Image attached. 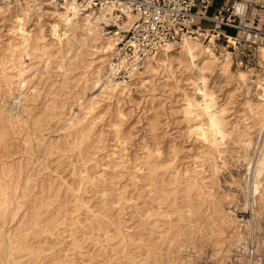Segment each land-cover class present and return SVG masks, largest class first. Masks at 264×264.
Masks as SVG:
<instances>
[{
  "label": "rangeland",
  "instance_id": "1",
  "mask_svg": "<svg viewBox=\"0 0 264 264\" xmlns=\"http://www.w3.org/2000/svg\"><path fill=\"white\" fill-rule=\"evenodd\" d=\"M33 1L0 0V264H264V70L175 49L111 79L114 29L60 47Z\"/></svg>",
  "mask_w": 264,
  "mask_h": 264
},
{
  "label": "built area",
  "instance_id": "2",
  "mask_svg": "<svg viewBox=\"0 0 264 264\" xmlns=\"http://www.w3.org/2000/svg\"><path fill=\"white\" fill-rule=\"evenodd\" d=\"M74 1L95 15L110 10L115 22L104 29L106 35L114 29L117 52L113 65L119 74L123 69L128 73L142 70L165 47L177 48L184 38L204 42L213 38L215 51L220 47L230 55L231 67L245 71L262 69L259 56L264 50V0H220V6L211 15L208 11L215 0ZM128 15L135 19L126 31L119 29L117 24L126 21ZM201 22L209 27L202 28ZM224 29L234 33L227 35Z\"/></svg>",
  "mask_w": 264,
  "mask_h": 264
},
{
  "label": "bare ground",
  "instance_id": "3",
  "mask_svg": "<svg viewBox=\"0 0 264 264\" xmlns=\"http://www.w3.org/2000/svg\"><path fill=\"white\" fill-rule=\"evenodd\" d=\"M52 3H59L61 5V7H59L60 10H62L63 12L61 13V18H62V26L61 28H59L56 25H52L50 26V30H49V36L52 39V41L55 43V45H59L60 47L62 46L64 41H67L68 43H74L75 42V37L72 34V30H73V26H75L76 24H79V27L81 29V31L83 32V35L85 37H93V38H97V35L100 34V36L106 35V31H104V27L109 25L111 21L115 22L113 20V17L111 16V12L108 9H104L102 11H100L99 15H95L92 11H89L86 7L81 8V6L76 3L74 0L72 1H68V0H64V1H60V0H50ZM3 2H7L9 5L11 6H17V5H22V6H26L29 5V3H33V6H35L37 4V2H34L33 0H26V1H16L13 4H11L10 0H3ZM48 4V3H47ZM50 4V2H49ZM18 7L20 9L24 8H28V7ZM31 7V6H30ZM2 8V7H1ZM0 8V10H1ZM23 10V9H22ZM28 11V10H27ZM56 14V13H54ZM26 16V15H25ZM59 19V18H58ZM135 19L134 16L128 15L127 20L124 22H121V24H117L119 29L122 30H127L128 27L131 25V23L133 22V20ZM16 21L19 24V29H20V33L23 35V37L27 36V33L24 31L23 29V21L22 19L17 18ZM99 26H101V28H99ZM99 33V34H98ZM114 36L115 35H111L110 37L106 38L107 42L106 45H104V47H102V50L104 51V54H112V57L114 55V53L116 52L115 49V41H114ZM22 38V37H21ZM109 38H111V40L109 41ZM43 39V38H42ZM102 39V38H101ZM105 39V38H104ZM23 41V40H22ZM94 41V40H93ZM25 43V42H24ZM23 43V44H24ZM67 43V44H68ZM76 43V42H75ZM105 43V42H104ZM85 44V43H84ZM88 44V43H87ZM86 45V44H85ZM90 45V44H89ZM206 45V46H204ZM25 46V45H24ZM97 46V45H96ZM68 47V46H67ZM215 43L213 41V38H211L208 42H204L202 39H191V38H184L182 39V41L178 44L177 48L170 45L165 47L161 52V53H171L173 52L175 49H180L184 54H186L187 56H189L192 60L194 59V56H192L195 52L199 51L202 54H210V50H212V52L214 53L215 51ZM88 48V47H87ZM24 49V48H23ZM72 50V49H70ZM97 50V49H96ZM224 52V56L226 57L225 60H227V62L229 63V67H231V62H230V55L226 52ZM160 54L158 56L155 57H159ZM201 54V55H202ZM151 58L150 61L148 62V64L145 66L144 70L141 72H145L148 68V66L152 63L153 59L155 58ZM260 66L262 69L260 70H264V50H261L260 52ZM112 60V58H111ZM211 61V59H210ZM209 61V62H210ZM111 62V61H110ZM222 63V62H221ZM214 64V63H213ZM216 64V63H215ZM225 66V65H224ZM227 69V68H226ZM225 70V69H224ZM105 71V70H104ZM244 74H242L243 76H246L247 73H251V72H256L254 69H250V70H238ZM261 71V72H262ZM100 72V71H99ZM117 72V73H116ZM152 72V71H151ZM98 73V72H97ZM139 73V75L141 74ZM112 74V76L115 77L116 74L118 73V68H116L113 63L110 66L109 69V77H111L110 75ZM226 74V73H225ZM98 75V74H97ZM239 73V77L241 78L242 76ZM97 78V77H96ZM98 85L97 87L100 86H112V87H116L112 84L114 83H106V79L105 75L103 76H99L98 78ZM110 79V78H109ZM112 79V77H111ZM199 79V78H198ZM197 79V80H198ZM237 79V78H236ZM108 80V79H107ZM204 80V79H203ZM113 81V80H112ZM200 81V80H199ZM264 81V80H263ZM201 82V81H200ZM97 83V82H96ZM199 84V83H198ZM203 84V82L201 83ZM263 86H264V82H263ZM95 87V86H94ZM107 87V88H108ZM198 87V86H196ZM204 87V86H203ZM200 89V88H199ZM205 89V88H204ZM203 89V90H204ZM202 93V92H201ZM200 94V93H199ZM205 94V93H204ZM203 94V96H205ZM207 95V94H206ZM262 95V94H260ZM259 95V96H260ZM199 96V95H198ZM209 97V96H207ZM205 98V97H204ZM259 98V97H258ZM262 98L264 99V96H262ZM204 100V99H203ZM212 101V100H211ZM188 104L192 101L189 102V100L187 101ZM203 102V101H202ZM208 103V102H207ZM192 104V103H191ZM195 105V104H194ZM198 105V104H197ZM200 106V105H199ZM204 106V105H202ZM206 106V105H205ZM197 107V106H196ZM192 108V107H191ZM195 108V107H194ZM201 108V107H200ZM211 108V105H210ZM203 109V108H202ZM254 191H256V186L254 187Z\"/></svg>",
  "mask_w": 264,
  "mask_h": 264
},
{
  "label": "crops",
  "instance_id": "4",
  "mask_svg": "<svg viewBox=\"0 0 264 264\" xmlns=\"http://www.w3.org/2000/svg\"><path fill=\"white\" fill-rule=\"evenodd\" d=\"M220 4H221L220 0H215L213 6H212V7L210 8V10L208 11V14H209V15L213 14L214 11L216 10V8H217L218 6H220ZM199 25H200L202 28H207V27H209V24L206 23V22H201V23H199ZM224 33L227 34V35H232L234 32H233V30H231V29H224Z\"/></svg>",
  "mask_w": 264,
  "mask_h": 264
}]
</instances>
